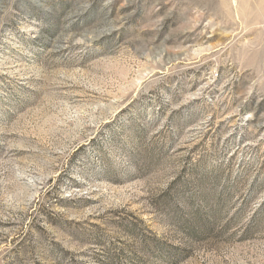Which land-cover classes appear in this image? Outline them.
<instances>
[{
  "label": "rangeland",
  "instance_id": "obj_1",
  "mask_svg": "<svg viewBox=\"0 0 264 264\" xmlns=\"http://www.w3.org/2000/svg\"><path fill=\"white\" fill-rule=\"evenodd\" d=\"M0 264H264V0H0Z\"/></svg>",
  "mask_w": 264,
  "mask_h": 264
}]
</instances>
